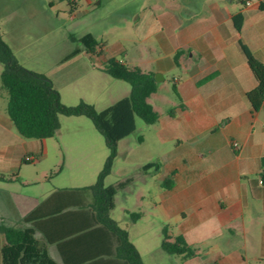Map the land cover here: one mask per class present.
I'll return each mask as SVG.
<instances>
[{"label": "crops", "instance_id": "obj_1", "mask_svg": "<svg viewBox=\"0 0 264 264\" xmlns=\"http://www.w3.org/2000/svg\"><path fill=\"white\" fill-rule=\"evenodd\" d=\"M40 1L43 10L47 5L51 9L52 0ZM69 1L74 10L70 13L69 6L67 12L72 17L80 0ZM84 1L88 9L95 0ZM238 12L243 16L240 32L232 23ZM160 21L162 36L157 40L162 58L155 59L154 69L147 71L164 76L162 145L169 149L162 154V208L179 220L177 235L194 250L209 238L238 231L259 237L257 242L252 240L259 249L255 258L264 260V185L258 175L264 156V103L251 112L246 93L256 80L238 44L240 38L264 63V0H239V6L225 0H181L164 9ZM180 49L183 53L176 64L173 56ZM167 75L173 78L178 95L165 79ZM232 141L239 148L234 149ZM26 145L9 117L0 116V172L14 175ZM54 190L34 197L7 193L0 187V224L22 226L23 217ZM43 220L49 223L45 224L48 232L57 229L53 222ZM3 242L0 233V248ZM230 244V240L216 244L212 264H237L242 257L239 249L223 248ZM48 249L60 262L56 246Z\"/></svg>", "mask_w": 264, "mask_h": 264}, {"label": "rangeland", "instance_id": "obj_2", "mask_svg": "<svg viewBox=\"0 0 264 264\" xmlns=\"http://www.w3.org/2000/svg\"><path fill=\"white\" fill-rule=\"evenodd\" d=\"M52 1L51 9L47 5L43 10L40 0H0L2 38L21 65L51 79L64 105L84 101L101 110L130 90L129 83L103 72L104 61L114 57L143 71L154 69V60L162 58L157 40L162 36L160 15L181 0H95L88 9L80 0L72 17L67 1ZM225 1L239 6V0ZM85 33L93 34L100 43V54L83 53L76 60L63 62L62 58L78 45L70 35ZM169 77L165 79L171 83ZM159 78L160 87L148 97L158 120L146 124L136 118L135 131L117 142L109 172L103 178L104 186L129 180L114 197L111 219L127 230L144 264H212L213 250L220 240L231 241L230 247L223 248L239 249L242 257L237 264H264L255 258L259 249L252 240L257 242L259 237L238 231L209 238L188 258L161 249L163 227L177 235L180 222L162 208V154L169 148L162 145L161 75ZM6 104L7 94L0 86V116H8ZM58 120L54 137H23L27 145L21 157L28 162H21L14 175L0 172V187L7 193L43 197L57 188L91 186L97 181L109 156L102 135L84 115L59 114ZM147 164L154 165L145 169ZM126 211L138 212L140 217L132 221Z\"/></svg>", "mask_w": 264, "mask_h": 264}, {"label": "trees", "instance_id": "obj_3", "mask_svg": "<svg viewBox=\"0 0 264 264\" xmlns=\"http://www.w3.org/2000/svg\"><path fill=\"white\" fill-rule=\"evenodd\" d=\"M67 1L70 13L72 2ZM234 29L240 32L243 16L240 12L232 17ZM70 40L78 45L67 53L66 61L82 50L91 55L100 54V43L93 34L80 37L70 35ZM238 44L256 80L254 88L246 93L251 112H257L264 103V63L258 60L246 44L238 39ZM183 50H177L174 62ZM0 86L7 94L6 112L14 128L24 138L43 140L54 137L59 128L58 115L88 117L100 133L109 149V156L91 186L59 188L42 200L23 217L22 226L0 224L4 242L0 248V264H144L134 244L129 240L125 228L119 227L110 217L114 209V197L122 190L126 181L104 186V176L109 172L115 155L116 144L136 129V118L146 124L158 120V113L148 102V97L157 91L158 82L152 71H143L137 66H128L114 57L103 63V72L123 80L130 85L128 95L114 101L101 110L80 101L67 106L60 101V93L50 78L21 65L11 47L3 40L0 29ZM204 77L198 83L207 80ZM171 86L175 90L173 78ZM23 162H28L26 158ZM154 164H147L149 168ZM259 178L264 185V156L260 159ZM127 214L129 212H126ZM45 215V216H44ZM132 221L140 213H129ZM46 217V218H44ZM47 222H53L57 229L48 232ZM37 232L40 236H37ZM54 244L60 262L49 254V245ZM160 247L168 254L185 258L195 255V250L181 235L169 234L166 226L162 229Z\"/></svg>", "mask_w": 264, "mask_h": 264}, {"label": "built area", "instance_id": "obj_4", "mask_svg": "<svg viewBox=\"0 0 264 264\" xmlns=\"http://www.w3.org/2000/svg\"><path fill=\"white\" fill-rule=\"evenodd\" d=\"M232 147L234 148V149H237V148H239V143L237 142V141H232Z\"/></svg>", "mask_w": 264, "mask_h": 264}, {"label": "water", "instance_id": "obj_5", "mask_svg": "<svg viewBox=\"0 0 264 264\" xmlns=\"http://www.w3.org/2000/svg\"><path fill=\"white\" fill-rule=\"evenodd\" d=\"M159 75H161V77L163 78L162 74L157 72V73L154 74V78H155L156 81L160 80Z\"/></svg>", "mask_w": 264, "mask_h": 264}]
</instances>
